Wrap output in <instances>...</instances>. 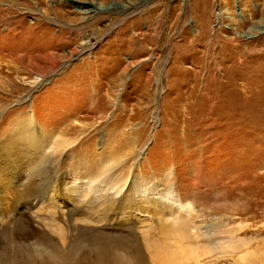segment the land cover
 <instances>
[{"label": "rangeland", "instance_id": "374dc122", "mask_svg": "<svg viewBox=\"0 0 264 264\" xmlns=\"http://www.w3.org/2000/svg\"><path fill=\"white\" fill-rule=\"evenodd\" d=\"M148 241L264 264V0H0V254Z\"/></svg>", "mask_w": 264, "mask_h": 264}, {"label": "bare ground", "instance_id": "6f19581e", "mask_svg": "<svg viewBox=\"0 0 264 264\" xmlns=\"http://www.w3.org/2000/svg\"><path fill=\"white\" fill-rule=\"evenodd\" d=\"M85 50L86 49H83V51ZM178 221L180 223L182 222V220H176V222ZM170 229L172 228L169 225L164 226V230L162 228V231L165 233V239H170L177 242L180 239L178 237V234L171 231ZM180 237L181 240L189 239V236L186 233L182 234V236L180 234ZM154 242H149L148 244L145 243L147 246L146 249L149 251L152 264H186L182 263V259H179L178 261L174 262L171 257L167 254L168 252L170 253L169 255H172L173 250L175 253L180 251L184 248L183 244L177 245L176 243L177 246H172L171 248H173V250L171 251V249H169L170 247L168 248V242H157V244H155ZM113 247L114 246H111L109 244L99 243L98 246L89 251V253L93 255L92 258L90 257V255L79 254L75 246H71L69 249L66 250H61L59 247H54L53 252L49 254L46 258H44L45 255L43 252L38 253V251H34L31 248L25 254H22L21 260H17V254H11L9 256L0 254V264H147L146 250H142L143 248H138V246L135 247L134 244H132L128 246V249L125 250L128 255L130 254L129 257H125L122 254L118 253V251L114 250ZM156 250H158V252Z\"/></svg>", "mask_w": 264, "mask_h": 264}]
</instances>
